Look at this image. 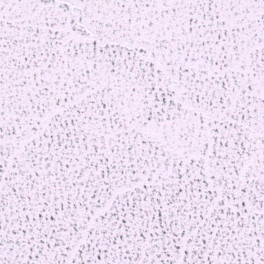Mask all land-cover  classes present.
<instances>
[{"label":"snow or ice","instance_id":"snow-or-ice-1","mask_svg":"<svg viewBox=\"0 0 264 264\" xmlns=\"http://www.w3.org/2000/svg\"><path fill=\"white\" fill-rule=\"evenodd\" d=\"M0 264H264V0H0Z\"/></svg>","mask_w":264,"mask_h":264}]
</instances>
